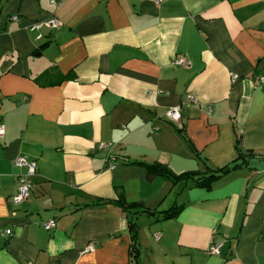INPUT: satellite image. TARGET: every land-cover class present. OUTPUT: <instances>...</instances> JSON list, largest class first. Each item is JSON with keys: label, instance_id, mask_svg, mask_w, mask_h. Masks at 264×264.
Returning <instances> with one entry per match:
<instances>
[{"label": "crops", "instance_id": "crops-1", "mask_svg": "<svg viewBox=\"0 0 264 264\" xmlns=\"http://www.w3.org/2000/svg\"><path fill=\"white\" fill-rule=\"evenodd\" d=\"M50 16L60 24L30 29ZM259 75L264 0H0V264H264L263 163L208 189L148 179L145 166L216 168L237 136L264 154ZM19 155L37 170L13 204ZM120 193L161 232L154 246L138 223L135 259L126 213L96 203ZM174 204L176 217L154 220Z\"/></svg>", "mask_w": 264, "mask_h": 264}, {"label": "trees", "instance_id": "trees-1", "mask_svg": "<svg viewBox=\"0 0 264 264\" xmlns=\"http://www.w3.org/2000/svg\"><path fill=\"white\" fill-rule=\"evenodd\" d=\"M240 136H237L235 139V157L227 164L213 168L205 164V170L203 172L190 170L181 172L179 174L173 173L167 166L160 163H151L145 164L147 169V178L152 179L155 176H162L169 179L172 183H177L179 181L193 180L196 186L209 188L211 183L224 175L229 174L230 172L239 169L241 167H248L250 169L256 170L254 164L263 163L264 164V154H258L253 151L244 150L241 147ZM96 203H111L122 209L127 216V228L130 236L129 246H128V255L131 259H135L138 252V226H137V216L139 213L146 212L149 215L154 213L146 208H144L140 202H127L123 194H119L118 198L115 200H101L96 201ZM183 204H174L170 208L161 213V217H156L154 220L158 219H169L174 218L178 215L182 208Z\"/></svg>", "mask_w": 264, "mask_h": 264}, {"label": "built area", "instance_id": "built-area-1", "mask_svg": "<svg viewBox=\"0 0 264 264\" xmlns=\"http://www.w3.org/2000/svg\"><path fill=\"white\" fill-rule=\"evenodd\" d=\"M156 4H159L161 1L163 0H150ZM50 2L52 4H58L59 0H50ZM12 19H17V15H13L11 17ZM60 24V21L54 17V16H50L42 21H38V22H34L33 24H31L30 29L34 30V29H39L41 27H56ZM41 35L38 34L37 37H40ZM174 64L177 65H185L186 64V60L184 57H176L174 59ZM236 78V74H232V79ZM258 85H264V75H259L258 76ZM188 99L192 102H195L196 99L193 96H188ZM166 117L168 120L170 121H180L181 116H180V107L179 106H172L170 107L167 111H166ZM5 132V128L3 123L0 120V137H3ZM13 163L18 166V167H22L25 168V172H20L18 174V187H17V191L15 194H13L11 196V202L13 204H17L20 203L21 201H23L25 198H27L28 193H29V189L31 187V183L29 181V177L32 176L36 170H37V165L35 163V161L33 160H29L24 156H16L15 159L13 160ZM56 226V220L55 218H50L46 221L43 222V227L46 230L52 229ZM11 230L9 228H6L4 230L5 234H10ZM154 237L156 239L160 238V234H154ZM222 246V242H212L208 245L206 251L209 254H216L220 251ZM94 248V244L91 242L90 244H88L85 248L86 251H90Z\"/></svg>", "mask_w": 264, "mask_h": 264}, {"label": "rangeland", "instance_id": "rangeland-1", "mask_svg": "<svg viewBox=\"0 0 264 264\" xmlns=\"http://www.w3.org/2000/svg\"><path fill=\"white\" fill-rule=\"evenodd\" d=\"M241 169H243V168H241ZM140 214V221H139V219L138 220H136V222H137V225H139L138 223H140V226H141V232H143V230H144V232H145V234H146V237H147V240L148 241H150L154 246L156 245V243L158 242V241H156V240H158V239H156L155 237H154V234H158V233H160L161 234V232H159V231H157V232H154L155 231V229L156 228H149V222H150V220H148V218H147V215L146 214H144V213H139ZM145 219V220H144ZM145 224V225H144ZM145 226V228H143V226ZM139 226V227H140ZM139 229V228H138ZM144 234V233H143ZM144 257H145V254H144ZM143 257V258H144Z\"/></svg>", "mask_w": 264, "mask_h": 264}]
</instances>
